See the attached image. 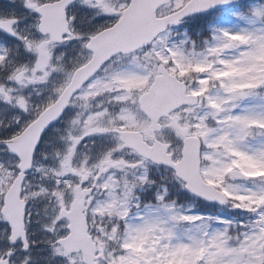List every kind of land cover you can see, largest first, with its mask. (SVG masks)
<instances>
[{
	"label": "snow or ice",
	"instance_id": "obj_1",
	"mask_svg": "<svg viewBox=\"0 0 264 264\" xmlns=\"http://www.w3.org/2000/svg\"><path fill=\"white\" fill-rule=\"evenodd\" d=\"M0 264H264V0H0Z\"/></svg>",
	"mask_w": 264,
	"mask_h": 264
}]
</instances>
